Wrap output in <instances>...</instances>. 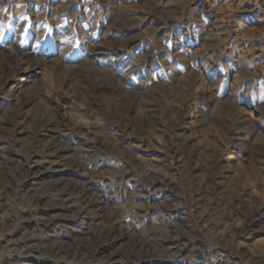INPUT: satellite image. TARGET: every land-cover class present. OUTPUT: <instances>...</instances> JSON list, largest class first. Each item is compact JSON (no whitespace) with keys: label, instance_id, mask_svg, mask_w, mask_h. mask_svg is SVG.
Wrapping results in <instances>:
<instances>
[{"label":"rangeland","instance_id":"rangeland-1","mask_svg":"<svg viewBox=\"0 0 264 264\" xmlns=\"http://www.w3.org/2000/svg\"><path fill=\"white\" fill-rule=\"evenodd\" d=\"M0 264H264V0H0Z\"/></svg>","mask_w":264,"mask_h":264},{"label":"bare ground","instance_id":"bare-ground-1","mask_svg":"<svg viewBox=\"0 0 264 264\" xmlns=\"http://www.w3.org/2000/svg\"><path fill=\"white\" fill-rule=\"evenodd\" d=\"M2 128H4V127H1V129ZM5 131H12L13 129H10V128H5L4 129ZM14 131V130H13ZM43 146H44V144H42ZM48 146V145H47ZM47 146H46V148H47ZM49 147V146H48ZM51 147V146H50ZM53 149V148H52ZM58 149V148H57ZM59 149H60V151L61 150H64V149H66V147L65 146H63V145H60V147H59ZM45 150V149H44ZM51 150V149H50ZM49 152V151H48ZM4 172V171H3ZM59 181V180H58ZM73 184V183H72ZM75 184V183H74ZM68 185V184H67ZM65 187H69V185L68 186H65ZM76 187V186H75ZM63 188V187H62ZM65 189H67V188H64V190ZM71 190V189H70ZM34 194V193H33ZM33 197H34V195H32ZM38 196V195H37ZM39 198V197H38ZM37 201V200H36ZM11 216V215H10ZM85 235V234H84ZM133 237H131V239L129 240V242H127L128 244H133V246H135V247H138L139 246V248H138V252L139 251H141V249L145 246V245H143V244H141V242L140 241H137V240H134V239H132ZM79 239V238H78ZM117 239V236H112V241H115ZM85 241H86V244L88 243V247H83L82 245H84V243H85ZM91 238L89 237V236H84V237H82L80 240H75V246H72V245H68V247H66V246H61L60 247V250H59V252H63V251H65L66 253H69L70 252V250H69V248L70 247H73V248H75L74 249V251L76 250V251H79L78 249L80 248V250H82V249H84V251L83 252H81V256L83 257V258H87V257H89L88 256V253L87 252H89V250L91 249L90 247V245H91ZM107 243H109V240L108 239H106L104 242H101L100 243V246L101 245H106ZM85 244V245H86ZM49 245V244H48ZM100 246H97V247H95V249L94 250H90V252L91 251H93V253H97L98 251H100V249H99V247ZM38 247V246H37ZM54 247V246H53ZM58 248V247H57ZM88 248H90L89 250H88ZM134 248V247H133ZM41 249V248H40ZM49 250V249H48ZM50 251V250H49ZM80 253V252H79ZM91 254V253H90ZM116 254H118V252H117V249L112 253V254H110V260H112V261H116L117 260V257H116ZM29 255V254H28ZM73 255V254H72ZM26 256V255H25ZM106 260V259H105ZM88 261H90V258L88 259ZM89 263V262H88Z\"/></svg>","mask_w":264,"mask_h":264}]
</instances>
